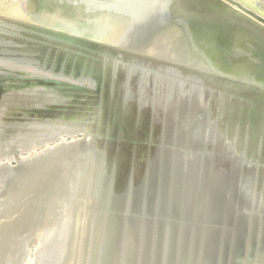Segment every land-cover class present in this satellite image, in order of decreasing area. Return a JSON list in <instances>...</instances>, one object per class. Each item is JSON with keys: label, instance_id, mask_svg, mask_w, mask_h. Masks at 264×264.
Masks as SVG:
<instances>
[{"label": "rangeland", "instance_id": "374dc122", "mask_svg": "<svg viewBox=\"0 0 264 264\" xmlns=\"http://www.w3.org/2000/svg\"><path fill=\"white\" fill-rule=\"evenodd\" d=\"M19 1H21L19 12L23 16L21 15L22 17L19 16L15 19L21 23H28L30 26L32 25V19L41 21L39 19L41 16L44 18L42 22L47 26L49 33L42 35L32 31L28 24L23 28L13 25L14 30V27L8 24L7 20L6 22L0 20V31L2 33L8 31L3 36L0 35V42H6L7 47L8 42L13 40L10 42L12 44L10 57L21 63L20 67L14 66L5 74L27 75L39 82V84L16 91L15 94V91H12L10 95L11 103L16 105L19 101L27 102L30 106H35L34 108L41 107L40 109L46 112L45 120L49 136L45 137L43 135L47 144V147L44 148L48 149V155L54 153V150L60 153V167H62L61 171L64 174L68 172L69 167L67 166L69 164L74 169L73 171H78L77 161L81 155L85 154L84 150L87 149L85 144L90 140V136L83 138L80 131L86 128L84 122L91 124L98 119V111L95 108L92 109L93 106H96V103H86L80 97L75 101L67 89L62 90V85L56 84V82L54 84L49 83L61 80L69 84V80L72 79L62 77L63 74L61 73H67V70L70 71L76 68L77 65L79 68L84 64L95 67L89 70L92 71V74L88 73L91 77L94 76L96 71L104 72V80L100 86L95 88L92 84L86 86H89L94 93L108 89L117 93L118 96L123 95L122 104L134 110L136 117L142 121L143 126L141 129L148 132L152 143L155 142L153 139L158 138L161 129L170 126L171 135L168 138L171 144L167 146L169 148L157 144V149H155L156 151L159 150L160 155L166 152L164 154L168 155L166 156L167 168H170V170L176 162V152L180 153L182 149L184 150L185 145H191L195 148L188 149V158H192L191 154L193 157L198 155L200 146L198 141L202 140V135L197 136L196 124L198 127L201 121L199 119L207 112L208 108L214 110L218 107L217 103L213 106L206 104L208 103L207 99L215 94L210 85L212 87L225 86L232 93L237 86L254 85L264 81V78L252 67L250 58L245 56L243 48L239 46L238 38L234 35L225 38L231 24L233 27L245 24L252 31L254 40L264 46V36L261 34L260 29L252 20L248 19L250 17L256 20L255 17L241 9L237 3L229 0H217L226 4L221 7L218 2L215 3L216 0ZM234 1L241 3L250 10L264 13V0ZM31 13L35 14V17ZM20 30L24 31L23 34L17 33ZM122 40L124 45L118 46L117 42ZM26 46L28 47L27 52L24 53L22 49ZM207 49L212 52L209 58L202 56L203 50ZM5 67V65H0V69ZM42 67L44 74L33 72L34 69ZM204 78L210 81L209 84H204L202 81ZM116 79L121 80L122 85H124L121 90L115 84ZM41 82H44V84H41ZM119 85L121 87L120 83ZM74 101L79 105L82 104L79 110L72 109L75 107ZM108 102L109 99H107ZM107 106V109H111L109 103ZM37 117L27 119V125L29 126H26L27 131L24 130L28 136L27 142H30V140L40 142L39 133V138L35 133V125L41 123L36 119ZM194 119L197 123L192 122ZM96 122L99 124L96 125ZM96 122V126L93 127L100 128V121L97 120ZM58 128L62 129L63 132L57 138L52 137L50 133L52 134L54 131L56 133ZM69 128L74 133L67 136L66 131ZM65 129L67 130L65 131ZM243 131H246V128ZM194 132H196V135ZM243 133V137H240L242 149L251 140L249 132ZM243 140L248 142L245 143ZM214 143L216 142L214 141ZM225 143V140H223L222 148L226 146ZM34 144L36 145H34L35 151H40L37 148L40 144ZM63 144L68 146L62 147V149L57 147V145L61 146ZM253 145L259 148L262 153L264 152L261 143L258 145L254 142ZM127 147L128 144L123 147L124 153L119 154L123 158L126 156ZM40 148L44 149L43 147ZM228 149L232 154L233 147L228 146ZM23 150V154H26V151L30 152L28 148ZM244 150H242V158L241 155L237 156V154L231 156L222 152V154L217 155L216 152L212 156L213 160L208 165H204L202 172L206 170L207 174L208 171V175L214 182L213 187L220 188L224 200L228 199L235 202L236 199H239L247 205V202L250 201V189L254 186L260 168L257 165L247 167L245 170L251 174V179H245L241 182L239 179L240 174H237L234 168L240 167V161L247 156L246 150ZM69 151V156L73 161L65 159V154ZM212 151H216V149ZM209 153L211 155V152ZM50 157L51 161H56L54 155ZM6 160L0 161V165ZM11 161L12 164H16L15 160L11 159ZM194 161L192 164H190V161L188 163L182 161L181 163L182 173L186 174L187 169L186 176L189 178V175H193L197 167ZM174 174L175 170L173 169L171 172L172 177ZM233 174L235 175L233 176ZM231 177L234 179L233 185L231 184L232 181L230 182ZM173 183L180 186L189 183V181L177 178ZM196 185L200 186L198 182H196ZM187 195L188 187L186 188L185 199ZM263 197V194H260L261 201ZM58 204L60 206V201L57 203V208ZM217 208L219 209L218 214L211 210L212 208H207V213H202L203 219L196 222L198 223L196 227L201 228L204 221L206 225L210 221L222 219L224 216L227 219L232 209L227 201L221 203ZM52 211L54 210L52 209ZM58 211L54 214L55 218L58 217L60 208ZM208 213L213 216L209 220L204 217ZM6 226L11 225H4V227ZM52 257L49 250L40 252L36 250V247H32L28 264H51Z\"/></svg>", "mask_w": 264, "mask_h": 264}, {"label": "water", "instance_id": "95a60500", "mask_svg": "<svg viewBox=\"0 0 264 264\" xmlns=\"http://www.w3.org/2000/svg\"><path fill=\"white\" fill-rule=\"evenodd\" d=\"M229 1L237 3L241 9L254 16L256 20L250 17L248 19L254 22L264 36V13L250 10L234 0ZM216 2L220 7L225 4ZM31 22L32 25L29 26L28 23L12 18L8 24L22 28L28 24L32 31L42 35L49 33L44 22L35 19ZM22 32L24 31L20 30L19 33L23 34ZM225 35V38L230 35L238 38L239 46L243 48L245 56L250 58L252 67L264 78V46L254 40L252 31L245 24L237 27L231 24ZM117 44L124 45L123 40ZM94 68L87 64L80 68L77 65L76 68L67 70V73H61L62 77L76 79L75 81L69 80V84L61 80L49 82L62 85V90L67 89L75 101L80 97L86 103H96L92 109L98 111L95 122L100 121V128L93 127L95 122H84L86 128L80 131L83 138L90 136L85 144V154L78 159L79 171L87 169L80 175L85 179L82 180L83 183L87 182L85 184L88 188L85 185L81 188L80 199L73 189L69 190L66 199L60 201V213L55 218V224L50 228L43 227L42 237H37L34 241L36 244L28 241L22 253L23 258L19 260L14 257L6 261L4 253L6 248H12L17 243L20 236L25 240L29 239L28 231L18 234L14 230V223L9 226V230L3 229L0 235V264H28L32 247L37 250L40 244H44L43 250L52 253L51 264H264V197L260 200V194L264 196V152L253 145L254 142L258 145L261 143L264 148V81L237 86L232 93L225 86L210 85L215 94L207 99L208 106L217 103L220 109L226 103L237 112L235 119L225 121L218 117L214 120L218 140L215 145L217 154H238L242 158V150L245 149L241 146L243 130L246 128L245 133L249 132L251 135L247 149L250 152L247 151V156L240 161V167L234 168L240 174L241 182L251 179V174L245 170L247 167L257 165L260 168L257 182L256 179L255 183L253 180L254 186L250 189V201L245 205L239 199L235 202L224 200L220 188L213 187L214 182L208 171L207 174L206 170L202 172L204 165H208L213 159L206 158L203 153L198 152L197 157H194L199 158V162L195 163L196 166L199 163V167H196L193 175H189L191 182L175 185L173 182L177 178L182 179L181 163L190 161L187 151L194 147L185 145L184 150L176 152V162L171 170L168 169V155L164 154L166 152L160 155L159 150L155 149L157 144L162 147L170 146V126L161 129L158 138L153 139L155 142L152 143L148 132L141 129L142 121L136 117L134 110L122 104V95L118 96L108 89L94 93L86 86L92 84L95 88L104 80L103 71L94 72L96 77L88 74H92L89 70ZM26 78L17 82L39 84L27 75ZM118 80H115V84L121 90L124 85ZM202 81L204 84L210 82L205 78ZM107 99L111 109L106 108ZM75 101L72 109L79 110L82 104ZM210 110L208 108L207 111ZM225 139L230 143H238L237 153L221 151L224 149ZM105 142H108L107 146L104 145ZM127 144L126 156L122 159L119 154L124 153L123 147ZM173 169L175 174L172 177ZM115 172H119L118 179L121 181V185L116 184L120 186L119 202H112L110 199ZM185 173L187 174V169ZM80 178L74 175L73 182L76 181V185H79ZM230 182L234 183L232 177ZM187 187L188 195L185 199ZM224 201L232 208L227 219L224 216L206 225L204 221V227H196V222L202 221V213H207V208H212L218 214L217 207ZM204 217L209 220L213 216L208 213ZM11 222L12 220L8 224Z\"/></svg>", "mask_w": 264, "mask_h": 264}, {"label": "bare ground", "instance_id": "6f19581e", "mask_svg": "<svg viewBox=\"0 0 264 264\" xmlns=\"http://www.w3.org/2000/svg\"><path fill=\"white\" fill-rule=\"evenodd\" d=\"M20 2L21 1H19V0H0V20H3L6 22V20L11 21L12 18L15 19L16 17L21 16L22 14L19 12V9L21 6ZM32 8H33V6H32ZM32 8H30V9H32ZM31 14L35 17V14H33V13H31ZM46 14H48V13H46ZM28 15H30V13H28ZM24 16L26 17V15H24ZM56 16H58V15H56ZM40 17H39V19L41 21H43L44 18H42V17L40 18ZM20 19H22V18H20ZM51 20H52V18H51ZM57 22H59V21H57ZM6 30H7V28H6ZM224 31H226V30H224ZM7 32L8 31H6V33ZM6 33H2L0 31L1 36H3V34H6ZM17 33H19V32H17ZM9 34L11 35V33H9ZM11 41H13V40H10L8 42L7 47H6V42L5 43L3 41L0 42L1 43L0 44V65L6 66L4 69L3 68L0 69V90L3 89L0 91V161H4L7 159L4 163H2L0 165V235L3 233V232H1L3 229L9 230V228L11 227V226L10 227L9 226L4 227V225H9V224L11 225L12 223H14L13 226L15 227V229L14 228L13 229L16 230V232L18 234H25L28 231V234L30 237H29V239L25 240V239L21 238V236H20V238L17 240V243H15V245H12V248H6L5 253H4V254H6L5 255L6 261L10 260L11 258H14V257H16V259H18V260L23 258L22 253H23L24 247L26 246L28 241H29V243L31 241L33 243H35L34 241L36 240L37 237L39 239L42 237L43 227L44 228L45 227L50 228L53 224H55L54 223V221H55L54 214L60 208L59 204H58V208H57V203L59 201H61L63 198L66 199V197L69 195L70 189H73L74 194L75 195L78 194V197H79L78 199H80V198H82V195L79 192V191H81V188L84 185L86 188H88L87 187L88 185L85 184L87 182L85 181L83 183L82 180H85V179L80 175V173H83L87 170L86 168H85V171L84 170L79 171V168H78V171L75 172V171H73L74 169L71 168L72 167L71 164H69L67 166V167H69L67 169L68 172L64 174L63 171H61L62 167H60V157H59L60 153L59 152L57 153L56 150H54L55 152L52 150L54 153H51L50 155H48V149L44 148V147H47V144L45 142L46 140H45V138H43V135H45V137L49 136L47 133V127H46L47 123L45 120L46 113L44 111H42V109H40L41 107H37V108H39V110H35L37 108H34L35 106L34 107L30 106L27 102L25 103V102L19 101V102H17L16 105L11 103L12 101H11L10 95H11L12 91H15L14 92V94H15L19 90L26 89V88L30 87V85H32L30 83V81H29V83L23 82L22 84H19V82L22 81V78H25V80L27 79L26 76L22 77V76H20V74H10V75L5 74V73H8L10 71L9 69H12L14 66L20 67V64H21V63L17 62L16 60H13L12 57H10V54L12 53V50H11L12 44L10 43ZM223 41H224V39H223ZM227 42H230V41H227ZM249 43H250V41H249ZM27 48H28L27 46L23 47L22 52L26 53ZM203 51H204V52H202L203 57L209 58L211 56V53H212L211 50H203ZM227 61H228V59H227ZM5 71H7V72H5ZM43 71H44L43 67L33 70V72H35V73L44 74ZM123 78H124V76H123ZM129 79H127V80H129ZM17 80H20V81L17 82ZM124 81H125V79H124ZM2 83H5L6 85L2 86L1 85ZM141 93H142V91H141ZM206 104H208V103H206ZM37 116H39V117H37ZM236 116H237V112L234 111L233 108L231 109L230 104H226V103H225V106H223L220 109L217 107V109H215V111L210 110V112L207 111L205 114H203V116L199 119V121L200 120L201 121H200V124L198 125V127L196 124L197 136L202 135V140L198 141V143L200 145L198 148V152L203 153V155L206 158H212V156L216 153V151H212V150L216 149L215 146H213V145H215L218 141L217 135L215 132L216 131V129H215L216 124H214L216 122L214 120H217L218 117H220L226 121V119H228V120L235 119ZM33 117H37L36 119L41 122L39 125L38 124L35 125V133L37 135V138H39L38 133H39V136L41 137L40 142H38L37 140L36 141L30 140V142H27L28 136H27V134H25L24 130H26V126H29V125H27L28 124L27 119L28 118L30 119ZM191 117H193V116H191ZM194 121H195V119L192 122H194ZM195 123H197V122L195 121ZM184 125H185V123H184ZM192 127H194V126H192ZM66 130L67 129H65V131ZM61 132H63L62 129L58 128L56 130V133L54 131L52 134L50 133V135L54 138H57V136H59L61 134ZM66 132H67V136L72 135L74 133V131L70 128ZM194 133L196 135V132H194ZM87 134H88V132H87ZM214 136H216V137H214ZM186 140H187V138H186ZM214 141L216 143H214ZM243 141H245V140H243ZM225 142H226L225 143L226 146L224 147L223 150L228 152V150H229L228 146L229 147L232 146L233 151L237 153L236 149L238 147L237 146L238 143L236 141H234L233 143H230L225 139ZM247 142L245 141V143H247ZM34 143L40 144L37 147L38 149H40V151L38 150L39 152L35 151L34 147L36 145ZM106 143H108V142H105L104 145L107 146L108 144H106ZM241 144H242V142H241ZM247 144L248 145L245 146V149H246V153L248 154V152H250V149L247 150L249 143H247ZM66 146H68V145H66ZM66 146L64 144L61 146L57 145V147L58 148L60 147V149H62V147H66ZM40 147H43L44 149H42ZM25 148H28V150L30 152L28 153L26 151V154H23L22 151H24L23 149H25ZM221 151H222V149H221ZM209 152H211V155ZM51 155H54L56 161L50 160ZM69 155H70V151L67 154H65V157H66L65 159H68V160L71 159V157ZM86 156H87V154H86ZM237 156H238V154H237ZM191 157L192 158H190V162L193 163L192 160L194 157L192 156V154H191ZM215 158H216V156H215ZM11 159L15 160L16 164H12ZM68 160H66V161H68ZM196 161L199 162V158L195 159V163H196ZM236 163H239V162H236ZM79 166H80V164L78 163V167ZM197 166L199 167V163L197 164ZM74 175L77 178H80V176H81V178H80L81 182L79 185L78 184L76 185V181L73 182ZM53 176H55V178H53ZM119 176H120L119 172H115L113 174V179H114L113 183L115 185L113 184L112 190L110 193V199L112 202H114V201L119 202L120 201V197H121V193H120V189H119L120 186L118 187L116 185V184L121 185V181H119L120 179H118ZM181 178L184 181H190L191 182V179L189 177L185 176V174H183V173H181ZM118 181H119V183H118ZM51 208L54 211H52ZM9 220L10 221L12 220V222L8 224V222H10ZM43 245L44 244H42V245L40 244L38 246L37 250H39L40 252L44 251ZM27 263H29V262H27ZM9 264H12V263L10 262Z\"/></svg>", "mask_w": 264, "mask_h": 264}, {"label": "flooded vegetation", "instance_id": "af4514ba", "mask_svg": "<svg viewBox=\"0 0 264 264\" xmlns=\"http://www.w3.org/2000/svg\"><path fill=\"white\" fill-rule=\"evenodd\" d=\"M19 84H22V83L19 82ZM1 85H2V86H5L6 84H5V83H2ZM1 90H3V89H1ZM1 90H0V91H1Z\"/></svg>", "mask_w": 264, "mask_h": 264}]
</instances>
